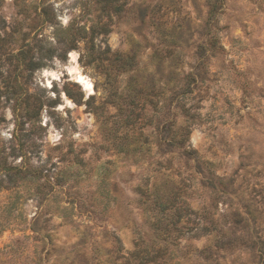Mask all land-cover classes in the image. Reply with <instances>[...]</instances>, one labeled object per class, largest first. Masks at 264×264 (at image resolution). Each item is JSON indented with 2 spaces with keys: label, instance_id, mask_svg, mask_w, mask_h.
I'll return each instance as SVG.
<instances>
[{
  "label": "rangeland",
  "instance_id": "obj_1",
  "mask_svg": "<svg viewBox=\"0 0 264 264\" xmlns=\"http://www.w3.org/2000/svg\"><path fill=\"white\" fill-rule=\"evenodd\" d=\"M142 258L264 264V0H0V264Z\"/></svg>",
  "mask_w": 264,
  "mask_h": 264
},
{
  "label": "trees",
  "instance_id": "obj_2",
  "mask_svg": "<svg viewBox=\"0 0 264 264\" xmlns=\"http://www.w3.org/2000/svg\"><path fill=\"white\" fill-rule=\"evenodd\" d=\"M190 134H191V131L188 129V127H186L185 125L182 126V138L180 140V143L178 144L179 147L181 148H184L185 145L190 141ZM183 152L185 153L186 152V148L183 149ZM188 153V152H186ZM141 193L143 195H145L146 197L150 196L151 192L150 190H140ZM177 199L176 197L174 198V200H171L169 199L167 202L168 203H165V204H161L160 208L163 209V211H170V214L166 215V218L169 216L170 217V220L169 222H166L165 223V227H163V229L165 231H167L168 233H178V236L179 235H182V229L181 228H178V225L181 223L182 219L185 218L186 222L187 223L189 221V219L191 218L192 215H198L199 216V213L197 212H194V210H192L190 208V206L184 202H182L181 204H176L177 202ZM172 204L170 207L169 204ZM207 211L204 212V214L206 215ZM168 219V218H167ZM201 220V219H200ZM160 224H158V227H159ZM197 229H199V223L197 224ZM220 224L218 221L214 220V218H211L209 224H206L204 227H203V231H205L206 234L210 233V234H213V233H222L221 235H217L215 238L218 237V241L216 242V244L214 245H210V247H215V248H218V249H222L223 248V245L221 244V242L225 239V234L222 232V229L220 228ZM182 228H185V226H182ZM192 229H194V227H191L190 228V231H192ZM33 232H36L37 233V230L34 229H31ZM136 246H139V243L136 244ZM141 247L142 246H139L137 247V249L134 251L133 255L134 256H139V254L142 252L141 251ZM213 247V248H214ZM148 248V247H147ZM145 251L143 252H146L148 249H144ZM204 252V251H202ZM140 263L141 264H144L145 263V260L144 258H142L140 260Z\"/></svg>",
  "mask_w": 264,
  "mask_h": 264
},
{
  "label": "bare ground",
  "instance_id": "obj_3",
  "mask_svg": "<svg viewBox=\"0 0 264 264\" xmlns=\"http://www.w3.org/2000/svg\"><path fill=\"white\" fill-rule=\"evenodd\" d=\"M73 59H75V58L73 57ZM71 74H72L74 80H76L78 82V84L79 83L81 84V86L85 89L87 94H91L93 92L92 81L87 76H85L80 71V69H78L77 65L71 69Z\"/></svg>",
  "mask_w": 264,
  "mask_h": 264
},
{
  "label": "water",
  "instance_id": "obj_4",
  "mask_svg": "<svg viewBox=\"0 0 264 264\" xmlns=\"http://www.w3.org/2000/svg\"><path fill=\"white\" fill-rule=\"evenodd\" d=\"M76 83V82H75ZM76 84H78V83H76ZM81 88H82V86L80 85V84H78Z\"/></svg>",
  "mask_w": 264,
  "mask_h": 264
}]
</instances>
